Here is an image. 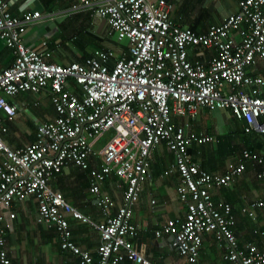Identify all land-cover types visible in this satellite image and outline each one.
Masks as SVG:
<instances>
[{
    "label": "built area",
    "instance_id": "built-area-1",
    "mask_svg": "<svg viewBox=\"0 0 264 264\" xmlns=\"http://www.w3.org/2000/svg\"><path fill=\"white\" fill-rule=\"evenodd\" d=\"M71 8L103 18L116 40H126V48L117 55L97 49L65 65L48 61L43 47L22 42L26 26L40 13L14 15L0 0V39L13 56L0 70V133L15 112L6 98L16 93L47 88L55 111L51 120L36 126L31 142L10 148L0 138V264H11L1 224L4 211L28 196L36 203L35 222L52 229L59 248L76 255L78 264H202L203 234H211L219 246L218 264H264V244L239 242L232 206L210 193L213 187H229L246 166L255 179H264L263 155L242 149L226 171L203 169L189 149L214 137L173 121L194 117L201 107L228 109L242 121L244 133L264 134V80L249 72L264 58V0H238L234 12L200 33L174 23L167 0H77ZM106 133L109 137L98 144ZM161 142L173 157L167 172L179 177L175 191L184 213L165 220L153 236L170 237L175 263L150 260L134 242L137 228L131 221L148 178L150 153ZM90 157H97L98 164L90 165ZM67 165L88 172L87 191L101 221H91L50 186ZM110 175L122 187L118 204L100 189ZM259 209H264V197L240 212L254 222L251 234L263 237L255 224ZM68 216L97 231L93 254L72 241ZM260 221L264 225V217Z\"/></svg>",
    "mask_w": 264,
    "mask_h": 264
},
{
    "label": "crops",
    "instance_id": "crops-1",
    "mask_svg": "<svg viewBox=\"0 0 264 264\" xmlns=\"http://www.w3.org/2000/svg\"><path fill=\"white\" fill-rule=\"evenodd\" d=\"M11 14L20 15L28 11H38L40 17L26 26L22 42L31 48L44 49L46 60L65 65L72 61H82L97 49L109 48L117 55L126 48L116 40L103 18L92 14L89 9L74 10L71 5L77 0H6ZM171 4L170 18L174 23L187 26L200 33L212 24H219L224 17L234 12L238 0H167ZM44 46H41L43 45ZM92 46L91 49L89 47ZM11 50L0 39V70L12 61ZM251 75H259L264 80V58L250 69ZM264 90V86L262 88ZM253 90V89H252ZM6 100L15 107L14 116L4 120L6 131L0 133L1 140L10 148H17L35 138L38 124L51 120L55 111L50 103L48 89L36 93L19 92ZM0 116H3L0 112ZM175 123H187L194 132L209 134L214 141L192 145L189 149L192 159L209 171L224 172L234 162L242 149L258 152L264 157V134L244 133L243 123L234 118L228 109L207 110L199 108L190 118L173 117ZM0 157H2L0 155ZM90 165H97V157H90ZM173 157L164 143L157 144L150 153L148 178L142 185L138 200L133 206L131 221L136 225L134 242L143 247L145 255L152 261L166 259L170 263L178 261L177 254L169 246V237L155 238L153 230L169 218L182 217L184 204L177 198L175 187L179 177L175 172H167ZM117 178L110 175L100 185L115 204L120 202L121 188ZM50 186L62 193L65 200L93 222L102 220L93 195L88 193V172L67 165L51 181ZM214 200L230 203L236 218L233 228L239 242L253 241L264 244V236L251 234L253 221L240 212L246 203L264 197V179H255L254 170L246 166L229 187H213L210 190ZM14 217L10 218L8 212ZM4 211L2 226L5 248L11 264H78L76 255L59 248L54 231L35 222L36 203L33 197L14 201ZM264 217V209L256 211L257 226ZM72 241L91 254L98 242L97 231L88 223L67 217ZM220 248L211 234L202 235V245L198 259L202 264H218Z\"/></svg>",
    "mask_w": 264,
    "mask_h": 264
},
{
    "label": "rangeland",
    "instance_id": "rangeland-1",
    "mask_svg": "<svg viewBox=\"0 0 264 264\" xmlns=\"http://www.w3.org/2000/svg\"><path fill=\"white\" fill-rule=\"evenodd\" d=\"M123 44H125L126 43V40L125 39H123L122 41H121ZM92 48V46H90L89 47V49H91ZM93 49V48H92ZM109 135H110V133H106V134H104L100 139H99V141H98V144H101L107 137H109Z\"/></svg>",
    "mask_w": 264,
    "mask_h": 264
},
{
    "label": "trees",
    "instance_id": "trees-1",
    "mask_svg": "<svg viewBox=\"0 0 264 264\" xmlns=\"http://www.w3.org/2000/svg\"><path fill=\"white\" fill-rule=\"evenodd\" d=\"M124 45V44H123ZM264 230V226L261 227Z\"/></svg>",
    "mask_w": 264,
    "mask_h": 264
},
{
    "label": "water",
    "instance_id": "water-1",
    "mask_svg": "<svg viewBox=\"0 0 264 264\" xmlns=\"http://www.w3.org/2000/svg\"><path fill=\"white\" fill-rule=\"evenodd\" d=\"M39 125V124H38ZM169 239H170V237H169Z\"/></svg>",
    "mask_w": 264,
    "mask_h": 264
}]
</instances>
